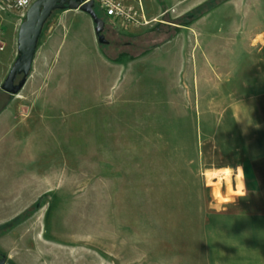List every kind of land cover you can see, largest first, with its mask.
I'll list each match as a JSON object with an SVG mask.
<instances>
[{"label": "rangeland", "instance_id": "obj_1", "mask_svg": "<svg viewBox=\"0 0 264 264\" xmlns=\"http://www.w3.org/2000/svg\"><path fill=\"white\" fill-rule=\"evenodd\" d=\"M95 10L108 44H99L88 14L56 10L22 90L0 91V110L9 102L0 115L13 120L0 132L20 137L29 151L25 186L0 193L31 200L13 214L0 195V257L14 264H263L248 249L238 253L230 220L212 219L255 210L258 196L216 211L200 175L235 166L241 149L220 132L230 85L209 88L219 78L214 69L206 88L201 80L197 13L180 18L188 28L154 21L132 30L98 3ZM215 10L203 14L210 37L232 19L229 9ZM256 13L261 28L264 4ZM25 16L0 10V52L12 47L14 61ZM3 56L0 89L14 63Z\"/></svg>", "mask_w": 264, "mask_h": 264}, {"label": "crops", "instance_id": "obj_2", "mask_svg": "<svg viewBox=\"0 0 264 264\" xmlns=\"http://www.w3.org/2000/svg\"><path fill=\"white\" fill-rule=\"evenodd\" d=\"M165 1L162 0V4H159L156 0H127L136 6L141 4L149 18L157 19V24H166L174 28H188L187 24L175 22V19L178 21L190 12L195 13L209 0H170L172 1L170 6L165 5L161 8ZM263 4L264 0H223L215 9L219 8L218 12L229 9L232 19L229 25L220 23L217 26L218 33L214 32L213 37L208 34L209 24L206 22V17H203L204 15L194 16V19H199L197 21L199 24L198 44L199 46L204 45V63L201 64L203 69L201 80L204 88L211 83L208 79L214 77L211 71L214 69L213 74L217 72L219 81L216 79L212 85H208L209 88L214 86V90L219 88L224 92L226 91L225 86L230 85L232 89L230 102L223 117V125L220 127V132L230 135V139L238 143V150L241 149V155L234 163L235 166L231 167H242L248 194H255L259 198L255 210L229 214L214 213L212 219L230 220V228L240 237L236 240L239 244L238 253H243L245 249H248L247 254L251 251L250 255L261 256L264 264V25L260 28L253 19L258 16L256 11L260 13L263 10ZM215 9L209 12L216 11ZM170 11L178 12V16L173 18L174 21L160 18L167 16ZM226 28L230 29L227 33L224 30ZM2 51L0 54L4 55L5 61L7 59L14 61L16 54L12 47L8 46ZM8 105L9 102L0 110V113ZM10 118L0 115L1 129L11 127L13 120ZM28 157L29 151L20 137H10L6 131L0 132V190L25 186V162ZM9 186L11 188H8ZM0 195L8 199L4 193ZM37 195H42V191ZM9 196L11 198L8 200L13 205L10 208L13 214L21 212L24 209L21 205L31 201L30 199L17 200L18 196L15 201L14 195ZM241 199L237 198L236 204ZM228 225L226 222L222 224L225 227ZM251 261L257 264L254 260Z\"/></svg>", "mask_w": 264, "mask_h": 264}, {"label": "water", "instance_id": "obj_3", "mask_svg": "<svg viewBox=\"0 0 264 264\" xmlns=\"http://www.w3.org/2000/svg\"><path fill=\"white\" fill-rule=\"evenodd\" d=\"M56 10H80L88 14L94 23L99 44L109 43L104 34L106 22L96 13L94 0H36L20 25L17 58L1 85L2 91L16 95L22 90L32 70L44 25ZM18 77L21 78L18 80ZM0 264L14 263L0 257Z\"/></svg>", "mask_w": 264, "mask_h": 264}, {"label": "clouds", "instance_id": "obj_4", "mask_svg": "<svg viewBox=\"0 0 264 264\" xmlns=\"http://www.w3.org/2000/svg\"><path fill=\"white\" fill-rule=\"evenodd\" d=\"M21 6L27 5L28 0H18ZM204 187L210 188L212 200L215 202L216 211H221L223 206L235 204L237 198H246L248 195L241 166L235 169L231 166L208 167L200 172ZM233 178L235 184L233 186ZM226 210V209H223Z\"/></svg>", "mask_w": 264, "mask_h": 264}, {"label": "built area", "instance_id": "obj_5", "mask_svg": "<svg viewBox=\"0 0 264 264\" xmlns=\"http://www.w3.org/2000/svg\"><path fill=\"white\" fill-rule=\"evenodd\" d=\"M94 1L99 4L108 17L118 21L125 28H142L157 20L156 18H149L141 4L136 6L133 3L127 2V0ZM33 2L34 0H28L27 5L21 6L18 0H3L0 10L20 11L25 15Z\"/></svg>", "mask_w": 264, "mask_h": 264}, {"label": "trees", "instance_id": "obj_6", "mask_svg": "<svg viewBox=\"0 0 264 264\" xmlns=\"http://www.w3.org/2000/svg\"><path fill=\"white\" fill-rule=\"evenodd\" d=\"M222 1L223 0H209L204 5H202L199 9H197V11L195 13H197V15H203L205 12H208V11L212 10L213 8H215ZM179 20H181V19H178V21H175V22H179ZM182 20H184V19H182ZM160 26H165V25L160 24ZM167 26H170V25H167ZM175 30H177V29H175ZM0 91H2V90H0ZM9 95L10 94H8V96ZM18 220H19V218L15 219V221H13V222H17ZM11 225H12V223L5 225V227L9 228Z\"/></svg>", "mask_w": 264, "mask_h": 264}, {"label": "flooded vegetation", "instance_id": "obj_7", "mask_svg": "<svg viewBox=\"0 0 264 264\" xmlns=\"http://www.w3.org/2000/svg\"><path fill=\"white\" fill-rule=\"evenodd\" d=\"M189 17H191V15H188Z\"/></svg>", "mask_w": 264, "mask_h": 264}]
</instances>
